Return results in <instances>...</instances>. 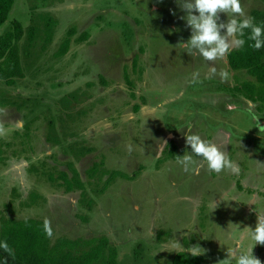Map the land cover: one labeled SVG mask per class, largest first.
I'll return each instance as SVG.
<instances>
[{"label": "rangeland", "instance_id": "1", "mask_svg": "<svg viewBox=\"0 0 264 264\" xmlns=\"http://www.w3.org/2000/svg\"><path fill=\"white\" fill-rule=\"evenodd\" d=\"M241 7L249 16L263 4L241 0ZM31 15L40 31L26 57ZM184 16L177 0H14L0 33L22 25L25 78L11 87L0 81V96L15 103L0 111V218L48 221L56 238L105 235L117 264H167L183 251L224 264L250 249L248 229L264 218V108L231 97L230 88L252 79L229 70L227 53L216 61L187 54ZM47 18L54 22L50 38L43 36ZM70 28V49L56 58ZM87 31L88 40L77 43ZM67 94H74L67 111H82L71 123L56 117ZM50 121H57L53 130ZM189 127L239 172H210L194 154L186 171ZM99 161L136 176L117 178L91 211L79 191L66 193L43 175L73 163L86 182ZM253 255L264 264V245Z\"/></svg>", "mask_w": 264, "mask_h": 264}, {"label": "trees", "instance_id": "2", "mask_svg": "<svg viewBox=\"0 0 264 264\" xmlns=\"http://www.w3.org/2000/svg\"><path fill=\"white\" fill-rule=\"evenodd\" d=\"M263 4L261 9H254L250 13V17L258 24L264 23V0H260ZM14 0H0V29L3 27L12 10ZM30 25L26 33V45L23 55L31 57V50L39 37V27L34 24V18L30 17ZM45 31L44 38H50V33L54 28V22L47 18L43 24ZM75 30L70 28L66 32V36L59 45L56 58L65 56L72 42V36ZM24 37L23 27L19 22L12 24L6 31L0 33V81L6 86H13L17 80L25 78V73L20 56L19 43ZM89 32H84L76 39L81 43L87 41ZM242 49H232L227 55V65L232 72H244L252 80H245L237 83L229 89L232 98H242L252 104L257 105V109L261 111L264 108V48L253 50L249 45L252 41H247ZM137 60L133 62L136 66ZM127 81L130 79L127 76ZM74 94H67L60 101V111L56 109V117L62 120L65 116H69L71 123L74 114H82L81 110L71 113L70 99ZM13 103L8 97L0 96V111ZM21 106V104H20ZM137 107L135 111H137ZM57 125V121L49 122V128L53 130V126ZM28 137V133H26ZM48 142L55 143L47 138ZM70 151L74 152V146H69ZM67 152V151H66ZM75 154V153H74ZM46 163H42V167ZM65 170H60L59 166H53L52 169L45 168L43 175L46 180L54 187L63 189L66 193L75 191L80 192L79 203L87 210L91 211L94 207L96 198L103 195L105 191L117 178H125L133 180L136 176L134 173L131 177L123 175L118 171H109L104 168V162H93L90 168L85 172L86 182H84L73 163H67ZM41 167V168H42ZM46 170V171H45ZM92 194L94 197H91ZM48 234V228L45 221L39 219H23L18 220L13 217L0 218V241H7L12 253L9 254L0 249V260H6L7 264H117L118 250L105 235L93 238H76L69 239L66 237H54ZM167 264H208L207 259L203 255L178 252L174 254Z\"/></svg>", "mask_w": 264, "mask_h": 264}, {"label": "clouds", "instance_id": "3", "mask_svg": "<svg viewBox=\"0 0 264 264\" xmlns=\"http://www.w3.org/2000/svg\"><path fill=\"white\" fill-rule=\"evenodd\" d=\"M186 16L187 27L190 29V38L182 45L187 49V54L198 53L205 61H216L222 58L230 49H242L247 41L253 50L264 48V23H256L254 19L247 16L242 7L241 0H177ZM219 13L228 16L227 23H218ZM223 32V34H222ZM215 72V68H212ZM223 78H227V72H221ZM255 121V119H254ZM264 129V128H261ZM186 144L190 147V153L184 157L185 170L188 171L193 162V154L202 158L210 172L220 173L229 170L238 173V166L229 159L225 152L221 151L215 144L207 142L199 134L188 128L185 136ZM50 222L45 221L48 234L51 235ZM253 245L246 253L232 254L223 260L224 264H261V261L253 255L256 245H264V218L257 220L254 229H248ZM0 249L11 254L12 249L7 241H0ZM198 249L199 247H193ZM0 264H7L6 260H0Z\"/></svg>", "mask_w": 264, "mask_h": 264}]
</instances>
